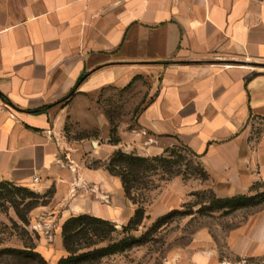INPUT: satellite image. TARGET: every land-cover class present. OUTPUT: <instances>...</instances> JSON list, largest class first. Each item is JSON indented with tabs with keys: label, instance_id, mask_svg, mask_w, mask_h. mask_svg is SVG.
Returning <instances> with one entry per match:
<instances>
[{
	"label": "crops",
	"instance_id": "obj_1",
	"mask_svg": "<svg viewBox=\"0 0 264 264\" xmlns=\"http://www.w3.org/2000/svg\"><path fill=\"white\" fill-rule=\"evenodd\" d=\"M120 90L139 93L136 126L123 121L120 138L142 139L149 154L168 141L187 145L220 198L264 187V0H0V183L54 187L29 217L31 228L45 225L36 250L48 264L68 255L69 217L122 227L135 214L120 176L87 164L123 145L109 141L102 102ZM70 123L103 134L71 137ZM263 256L261 208L225 228L222 243L201 227L168 258Z\"/></svg>",
	"mask_w": 264,
	"mask_h": 264
},
{
	"label": "rangeland",
	"instance_id": "obj_2",
	"mask_svg": "<svg viewBox=\"0 0 264 264\" xmlns=\"http://www.w3.org/2000/svg\"><path fill=\"white\" fill-rule=\"evenodd\" d=\"M138 94L133 90L107 92L102 101L104 110L112 118V126L116 129L115 133L111 134L112 139L116 138L118 143L123 144L119 150L127 155L146 159V162L141 163L138 179L132 178L130 181L132 193L130 200L136 208L145 209L144 219L137 230H130L126 234L121 232L122 227L116 226L119 231L113 236V243L129 235L141 239V242L130 241L122 250L105 256L102 264H165V258L188 245L199 228H211L218 241L222 243L225 228L238 222L242 215L264 208V187L261 184L255 186L254 194L245 195L243 200L241 196L236 197L233 203L215 204L211 199L213 189L209 176L199 169L197 159L180 144L168 141L162 145L161 153L149 154L147 148L150 145L144 144L142 139L141 143H138V140L132 138H120L118 128L125 126L123 121L128 122L126 127L129 130L136 126ZM84 127L83 124L70 123L69 136L87 135L92 139L95 135L103 134L101 130L95 128L84 130ZM98 140L105 142L103 139ZM109 160L110 158L104 162L107 163ZM87 164L95 166L97 163L88 157ZM175 172H180V175H173ZM177 177L183 180L184 186L177 182ZM223 205L225 207L222 209L217 208ZM20 207H23V204ZM172 209L190 210L192 213L184 217L168 218L154 228L158 219ZM41 224L39 229L45 226ZM17 225H21V221L15 208L5 199H0L1 247H21L22 241L18 235L20 229ZM28 229L37 232L30 225ZM108 244L109 242L102 246ZM247 259L255 262L264 259V256Z\"/></svg>",
	"mask_w": 264,
	"mask_h": 264
},
{
	"label": "trees",
	"instance_id": "obj_3",
	"mask_svg": "<svg viewBox=\"0 0 264 264\" xmlns=\"http://www.w3.org/2000/svg\"><path fill=\"white\" fill-rule=\"evenodd\" d=\"M84 77L85 75L78 82ZM0 95L4 99H7L1 92ZM46 108H48V105L40 107L37 110ZM115 131L116 129L113 127L112 133H115ZM112 140L113 142H118L116 138ZM180 145L196 159L199 157L187 145L183 143H180ZM144 162H146L144 158L130 156L119 150L113 154L107 163L96 161L97 164L95 166H105L111 174L120 176L127 197L132 199L130 181L132 178L138 179L141 163L143 164ZM197 166L202 172L207 174L199 162H197ZM173 175L178 176L180 172H175ZM54 191V187H51L47 192L41 194L28 187L17 186L9 181L0 183V199H5L13 205L21 221V225H17V228L20 229L18 235L22 241L21 247L9 246L0 248V264H48L45 257L36 250L37 241L40 237L39 234L35 231L31 232L28 226L30 225L29 215L31 210L39 205L48 204L54 195ZM211 194V199L215 204L223 202L233 203L236 198H220L214 191ZM243 198L244 196L241 197V200ZM249 199L251 200L253 198ZM22 204L23 207H20ZM223 207L225 205L217 208L222 209ZM191 213L190 210L172 209L158 219L154 228L168 218L174 216L184 217ZM144 215L145 209L143 207L136 208L134 216L126 225L122 226L121 232L126 234L130 230H137L144 219ZM118 231L115 223L89 214L69 217L64 222L62 230L63 245L68 255L61 258L58 264H102L105 256L122 250L124 245L130 241L141 242V239H136L129 235L117 243H113V236ZM107 242H109L107 246H102Z\"/></svg>",
	"mask_w": 264,
	"mask_h": 264
},
{
	"label": "built area",
	"instance_id": "obj_4",
	"mask_svg": "<svg viewBox=\"0 0 264 264\" xmlns=\"http://www.w3.org/2000/svg\"><path fill=\"white\" fill-rule=\"evenodd\" d=\"M38 181V178H35L34 179V182ZM42 226L41 223H37L33 226V229L34 230H37L39 229L40 227ZM172 260L169 259V258H165V263L169 264L171 263ZM219 264H264V259H261L260 261H250L249 259L247 258H244V257H239V258H226V259H222Z\"/></svg>",
	"mask_w": 264,
	"mask_h": 264
}]
</instances>
